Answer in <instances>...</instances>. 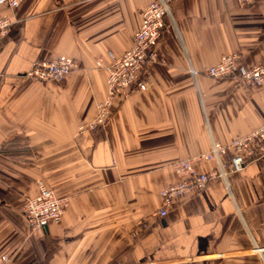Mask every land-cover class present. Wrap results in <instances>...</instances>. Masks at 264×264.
I'll return each mask as SVG.
<instances>
[{
	"label": "crops",
	"instance_id": "obj_1",
	"mask_svg": "<svg viewBox=\"0 0 264 264\" xmlns=\"http://www.w3.org/2000/svg\"><path fill=\"white\" fill-rule=\"evenodd\" d=\"M151 1L0 4L13 20L0 39V256L10 264H264V157L158 215L160 190L180 180L176 161L264 122V83L207 73L234 52L264 64V0H173L148 88L117 100L104 127L88 126L106 96L105 65L131 47ZM61 54L78 62L67 79L25 76ZM39 180L69 203L32 232L24 206Z\"/></svg>",
	"mask_w": 264,
	"mask_h": 264
},
{
	"label": "built area",
	"instance_id": "obj_2",
	"mask_svg": "<svg viewBox=\"0 0 264 264\" xmlns=\"http://www.w3.org/2000/svg\"><path fill=\"white\" fill-rule=\"evenodd\" d=\"M24 0H0L10 8L19 7ZM246 5L251 0H237ZM173 0H152L141 11V25L135 32L132 45L124 53L113 58L105 65L107 70V92L103 100L97 103L94 120L88 125L92 130L104 127L115 108L117 100L127 97L131 92L144 91L149 85L150 65L159 61L157 47L166 27V20L172 16ZM11 16L0 18V39L12 28ZM103 65L102 59L97 61ZM78 62L65 54L53 58L37 60L25 73L29 79L40 82L63 81L77 68ZM209 76L237 78L250 86L264 83V64L247 66L239 53L223 54L207 69ZM230 155L226 161L225 157ZM264 157V122L255 130L239 136L229 143L213 141L209 151L174 163L180 180L160 190L163 205L158 215L165 217L173 200L189 192L199 191L210 179L225 178L228 173H238L246 168L250 161ZM214 161L216 169L199 172L197 162ZM69 199L59 196L44 180L37 183V194L29 198L24 206V215L32 232H43L52 221H59L68 206ZM12 257L8 253L0 256V264H10Z\"/></svg>",
	"mask_w": 264,
	"mask_h": 264
}]
</instances>
